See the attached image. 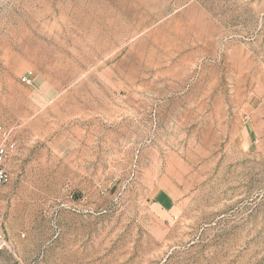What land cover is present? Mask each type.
I'll use <instances>...</instances> for the list:
<instances>
[{"label":"rangeland","instance_id":"374dc122","mask_svg":"<svg viewBox=\"0 0 264 264\" xmlns=\"http://www.w3.org/2000/svg\"><path fill=\"white\" fill-rule=\"evenodd\" d=\"M0 126V264H264V0H0Z\"/></svg>","mask_w":264,"mask_h":264},{"label":"built area","instance_id":"2783aa9c","mask_svg":"<svg viewBox=\"0 0 264 264\" xmlns=\"http://www.w3.org/2000/svg\"><path fill=\"white\" fill-rule=\"evenodd\" d=\"M26 82V78H22ZM15 150V143L10 139V134L3 126H0V191L10 181L7 164Z\"/></svg>","mask_w":264,"mask_h":264}]
</instances>
